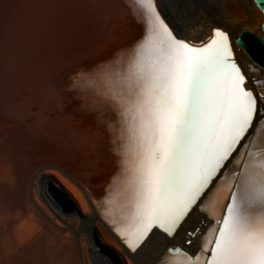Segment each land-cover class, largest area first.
<instances>
[{"label": "bare ground", "instance_id": "1", "mask_svg": "<svg viewBox=\"0 0 264 264\" xmlns=\"http://www.w3.org/2000/svg\"><path fill=\"white\" fill-rule=\"evenodd\" d=\"M196 1L158 0V5L184 24L188 14L203 12ZM203 1L210 24L191 25V32L169 26L195 46L207 43L214 29L226 32L247 77L249 59L235 40L245 31L264 38V13L254 0ZM140 34L127 0H0V264H106L96 255L98 247L90 248L94 232L127 264H159L169 245L164 234L150 235L133 254L109 223L122 220L123 204L111 179L117 156L104 123L112 115L100 118L93 96L77 86L82 78L76 77ZM247 83L255 88L250 78ZM262 148L259 124L245 151ZM110 183L111 205L103 199ZM52 184L76 204L82 218L76 229L72 214L62 213L48 196ZM212 210L211 204L204 213L195 209L181 225L177 241L193 240L194 245L183 244L191 254L200 250L198 238Z\"/></svg>", "mask_w": 264, "mask_h": 264}, {"label": "snow or ice", "instance_id": "2", "mask_svg": "<svg viewBox=\"0 0 264 264\" xmlns=\"http://www.w3.org/2000/svg\"><path fill=\"white\" fill-rule=\"evenodd\" d=\"M127 7L140 36L76 74L100 118L112 115L104 123L123 204L122 220L109 223L133 254L150 235L164 234L169 245L159 264H264V148L245 153L264 124V61L241 35L236 47L248 56L246 77L226 32L214 29L195 46L175 34L158 0H127ZM107 193L111 205V183ZM209 204L211 223L190 254L183 244L193 240L177 241L181 225Z\"/></svg>", "mask_w": 264, "mask_h": 264}, {"label": "water", "instance_id": "3", "mask_svg": "<svg viewBox=\"0 0 264 264\" xmlns=\"http://www.w3.org/2000/svg\"><path fill=\"white\" fill-rule=\"evenodd\" d=\"M254 1L257 4L258 8L262 10L261 3L264 2V0H254ZM262 12L264 13V10H262ZM261 27L262 30L264 31V20ZM241 35H243L245 45L248 47L249 52H251L252 55L256 56L257 59L264 61V44L260 42L261 39L257 38L254 34L247 31L242 32ZM241 35L238 38H240ZM237 39L235 40V43ZM247 151L245 152L247 153ZM49 190L56 204L61 208V210L65 214L78 213L76 204L61 187H59L56 184H52L50 185ZM97 247L99 253L102 254L104 257L110 259L112 264H121L119 260L120 255L117 252H115L112 248L105 245L104 243L102 244L100 240L99 241L97 240Z\"/></svg>", "mask_w": 264, "mask_h": 264}, {"label": "rangeland", "instance_id": "4", "mask_svg": "<svg viewBox=\"0 0 264 264\" xmlns=\"http://www.w3.org/2000/svg\"><path fill=\"white\" fill-rule=\"evenodd\" d=\"M199 3V8L200 9H202L203 10V12L202 11H200L199 13L200 14H198V13H191V14H188L189 16H190V18H189V20L186 22V23H184V24H181V23H178V21H176V19H175V17H176V15L177 14H175V16L172 14V12H170V10H169V8H166V7H162V6H159V10L160 11H162L161 13L163 14V16L166 18V20H167V22H168V24H170V25H172L174 28H177V29H181V28H185V29H188L189 30V32H191L192 30L191 29H189V28H191L192 26H198L199 24V26H207V25H205V24H210V21H209V18H210V16H211V14L208 12V10H207V7H206V5H204L205 4V1H203V0H197L196 1V3ZM206 9V10H205ZM205 12V13H204ZM207 13V14H206ZM208 18H207V17ZM206 20H205V19ZM199 22H202V23H199ZM198 24V25H197ZM192 25V26H191ZM261 75L262 76H264V74L263 73H261ZM252 80V79H251ZM247 82H249V79H248V81ZM252 83H255V81H253L252 80ZM42 180V179H41ZM41 182V181H40ZM48 196L55 202V200H54V198L52 197V195L50 194V190H49V188H48ZM56 203V202H55ZM62 213H64L63 211H62ZM65 214V213H64ZM66 215H71V214H66ZM75 215V216H74ZM72 216L74 217L73 218V220H72V222L74 221V220H76V221H74L73 222V228L74 229H76V227L80 224V221L82 220V218H81V216H79V215H77L76 213H73L72 214ZM78 218V219H77ZM71 222V223H72ZM75 222H77L76 224L77 225H75ZM79 223V224H78ZM94 237V239L95 240H93L92 239V242H93V244L90 246V248L92 249V250H94L93 248H95L96 249V247H97V239H98V241L100 240V242H102V244H103V241L100 239V237L98 236V234H97V232H94V235H93ZM80 237L78 236V237H76V240L79 242V239ZM187 245V244H186ZM98 250V249H97ZM96 255H99V259H100V261L102 260L104 263H106V264H112V262H111V260L110 259H108L107 257H104L102 254H100V253H97ZM119 260H120V262H121V264H127L123 259H122V257H119Z\"/></svg>", "mask_w": 264, "mask_h": 264}, {"label": "built area", "instance_id": "5", "mask_svg": "<svg viewBox=\"0 0 264 264\" xmlns=\"http://www.w3.org/2000/svg\"><path fill=\"white\" fill-rule=\"evenodd\" d=\"M188 245V244H187ZM192 252H190V254H191Z\"/></svg>", "mask_w": 264, "mask_h": 264}]
</instances>
